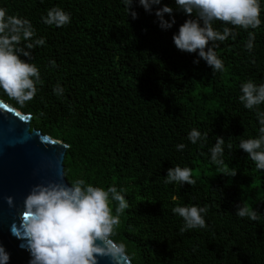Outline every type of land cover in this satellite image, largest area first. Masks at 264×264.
I'll list each match as a JSON object with an SVG mask.
<instances>
[{"label": "trees", "instance_id": "16d2710c", "mask_svg": "<svg viewBox=\"0 0 264 264\" xmlns=\"http://www.w3.org/2000/svg\"><path fill=\"white\" fill-rule=\"evenodd\" d=\"M0 7L29 19L35 37L45 39L32 49L40 71L35 96L23 105L3 90L0 98L30 114L31 129L68 145L69 183L124 189L129 206L111 239L125 245L132 264H264V170L239 149L258 135L256 110L239 96L248 80L264 84V0L255 29L213 21L214 29L235 33L216 42L224 63L216 72L174 45L173 33L188 18L182 11L163 30L138 0L135 19L122 0H0ZM54 7L68 12L70 23H43ZM249 32L252 50L244 46ZM57 85L63 94L53 92ZM193 128L208 133L205 142L187 139ZM217 135L225 140L223 166L210 161ZM175 165L190 167L195 184H165ZM194 204L207 207L206 226L181 231L184 221L172 208ZM238 204L256 210L258 220L237 216ZM116 206L111 202L113 212Z\"/></svg>", "mask_w": 264, "mask_h": 264}, {"label": "clouds", "instance_id": "9594fccd", "mask_svg": "<svg viewBox=\"0 0 264 264\" xmlns=\"http://www.w3.org/2000/svg\"><path fill=\"white\" fill-rule=\"evenodd\" d=\"M133 2L122 0L127 16L135 19L138 13L132 7ZM138 4L146 12L154 11L158 26L163 30L176 23L174 11H182L188 18L173 33L174 45L180 51L195 53L194 63L203 60L213 72L224 69L223 60L214 50L219 46L216 42H223L229 36L235 38L229 27H224L223 31L214 29L213 21L220 20L245 30L261 24V0H174L175 8L162 0H138ZM42 20L47 25L61 27L70 23L71 17L63 9L54 7ZM254 40V34L249 32L245 48L252 50ZM44 44L43 37H35L29 19L9 14L6 8L0 7V90L20 105L31 100L37 92L40 71L31 61L32 49ZM50 63L55 66V61ZM53 92L61 95L64 89L57 85ZM240 92L239 100L244 107L256 110L259 129L257 136L241 140L239 149L255 162L258 170H264V111L258 110V106L264 103V84L248 80L241 84ZM207 136V132L193 128L187 139L197 144L198 141L205 142ZM224 143V137L217 135L209 149L210 161L215 166L224 165ZM176 147L182 150L185 145L181 143ZM227 147L231 149L232 145ZM224 174L235 176L236 171ZM176 182L194 185L192 169L180 165L169 167L164 183ZM12 199L7 198L9 203ZM111 202H117L114 212ZM24 205L28 213L24 227L31 257L29 264H99L103 256H110L115 261L125 253V245L111 239L120 223V214L129 206L123 188L118 190L115 185H110L105 189L83 179L70 184L57 181L37 183L25 197ZM172 212L184 221L181 231L206 226V206L177 205ZM235 214L253 221L259 218L256 210L240 204L236 206ZM9 259L10 253L0 244V264H7Z\"/></svg>", "mask_w": 264, "mask_h": 264}, {"label": "water", "instance_id": "95a60500", "mask_svg": "<svg viewBox=\"0 0 264 264\" xmlns=\"http://www.w3.org/2000/svg\"><path fill=\"white\" fill-rule=\"evenodd\" d=\"M32 116L0 98V244L10 253L7 264H29L27 210L24 200L33 185L53 181L70 184L64 160L68 145L31 129ZM8 197H12L9 203ZM15 233V234H13ZM99 264H132L124 253Z\"/></svg>", "mask_w": 264, "mask_h": 264}, {"label": "snow or ice", "instance_id": "6c2138e0", "mask_svg": "<svg viewBox=\"0 0 264 264\" xmlns=\"http://www.w3.org/2000/svg\"><path fill=\"white\" fill-rule=\"evenodd\" d=\"M28 215V213L26 214V216Z\"/></svg>", "mask_w": 264, "mask_h": 264}]
</instances>
